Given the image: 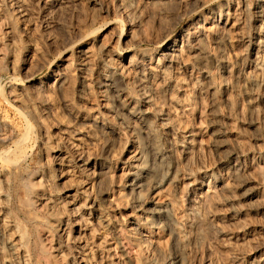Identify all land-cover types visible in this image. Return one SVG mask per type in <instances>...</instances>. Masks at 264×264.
<instances>
[{
    "label": "rangeland",
    "instance_id": "1",
    "mask_svg": "<svg viewBox=\"0 0 264 264\" xmlns=\"http://www.w3.org/2000/svg\"><path fill=\"white\" fill-rule=\"evenodd\" d=\"M48 263L264 264V0L0 3V264Z\"/></svg>",
    "mask_w": 264,
    "mask_h": 264
},
{
    "label": "bare ground",
    "instance_id": "2",
    "mask_svg": "<svg viewBox=\"0 0 264 264\" xmlns=\"http://www.w3.org/2000/svg\"><path fill=\"white\" fill-rule=\"evenodd\" d=\"M4 0H0V3L2 4V2H3ZM40 183V182H39ZM135 184V183H134ZM139 184H141V183H139ZM41 185V184H40ZM39 185V186H40ZM136 185V184H135ZM138 186V185H137ZM157 186H160V185H157ZM132 187V186H131ZM33 203H34V201H32V205H33ZM35 203H37V202H35ZM58 229L59 228H61V224H58ZM54 242V241H53ZM40 244H41V251L44 253V255H45V257H43L44 259H45V262L46 261H48V260H46V259H48L46 256H49L50 255V252H51V249H52V246L53 245H46V244H43V241H40ZM50 259V258H49ZM49 264V263H48Z\"/></svg>",
    "mask_w": 264,
    "mask_h": 264
}]
</instances>
